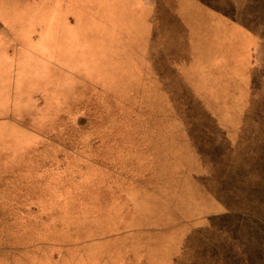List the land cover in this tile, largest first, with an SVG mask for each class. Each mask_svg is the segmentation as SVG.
I'll return each instance as SVG.
<instances>
[{"label": "crops", "instance_id": "crops-1", "mask_svg": "<svg viewBox=\"0 0 264 264\" xmlns=\"http://www.w3.org/2000/svg\"><path fill=\"white\" fill-rule=\"evenodd\" d=\"M171 1L174 17L170 15L172 21L162 23L158 0H37L40 9L31 19L15 23L16 30L13 26L1 28L2 119L16 108L24 121L39 116L62 118L73 111L79 114L82 107L77 97L63 101L46 85L35 89L41 95L38 107L46 102L41 113L26 106L28 102L17 106L13 81L19 75L14 71L19 61L14 41L36 46L34 52L25 49L32 53L30 63L61 88L75 82L67 85V89H75L76 81H84L88 74L91 80L85 79L86 83L102 93L115 112L112 126L100 131L110 138L107 149H95L88 158L72 152L75 158L65 157L54 173L44 181L30 182L25 191L17 181L0 184L12 187L11 195L4 189L5 197H20L23 212L32 203L28 212L38 211L39 206L44 216L77 219L79 233L99 237L83 249L77 264H176L191 231L228 212L206 188L211 174L198 149L191 147V135L185 132L180 144L179 133L162 126L182 118L174 92L165 82V66H153L154 61L159 62L158 50L152 55V45L159 41L165 24H170L172 32L173 26L182 25L188 39L186 23L197 25L204 34L201 48L190 52L184 64L178 62L175 75L205 107H215L221 121L234 122L235 116L241 120L238 107H246L252 100L251 41L259 37L201 0ZM165 2L160 0L163 6ZM218 35L222 37L218 39ZM25 57L21 55V64ZM53 104L57 111L49 109ZM70 104H77L78 109H69ZM102 116V111L96 115ZM50 125L44 126L45 134L53 129ZM11 126L17 129L1 135L5 134L6 144L23 142L29 154L35 152L36 138L43 136L26 131L21 122ZM5 157L8 161H0V170L28 164L26 156L9 153ZM31 192L36 198L25 199L24 194Z\"/></svg>", "mask_w": 264, "mask_h": 264}, {"label": "rangeland", "instance_id": "rangeland-1", "mask_svg": "<svg viewBox=\"0 0 264 264\" xmlns=\"http://www.w3.org/2000/svg\"><path fill=\"white\" fill-rule=\"evenodd\" d=\"M206 1L216 10L242 22L259 39L251 41L252 100L246 107H238L241 120L238 121V116H235L234 122L221 121L220 114L218 116L215 112L217 109L205 107L200 98L188 93L183 86V79L175 75L174 68L178 62L184 64L190 57V52L201 48L200 42L204 34L197 30V25H188L186 21L190 31L188 39L187 30L182 25L173 26L175 30L172 32L170 24H165L159 41L152 45V55L158 54L156 60L159 62L154 61L153 66L155 69L158 64L165 66V82L172 88L171 92H174L176 107L182 118L176 124L165 121L162 126L178 132L180 144L186 136L185 132L191 135V147L198 149L208 166V173L211 174V180L206 182L207 190L224 206H229L227 213L213 216L208 219L209 222L197 225L191 231L183 242L182 254L176 259V264H264V0ZM36 2L37 0H0V31L5 26H13L16 30L15 23L31 19L34 12L40 9ZM158 5L162 15L161 22L172 21V1L168 3L166 0L163 6L158 0ZM200 25L211 35V30L204 24ZM221 37L222 35H218V39ZM14 42L17 46L15 55L19 61V67L14 68L19 75L13 81L17 88L16 99L13 101L17 106L20 102H28L26 106L41 113L46 102L38 107L41 95L35 89L42 85L54 88L63 101L69 102L77 97L82 104L79 114L77 111H73L71 115L67 112L62 118V115H56L45 120L43 116H39L40 119L34 116L35 119L23 121L20 119L23 117L18 116L17 108L3 119L4 115L0 116L4 123L0 128V161H8L5 156L9 153L29 157L24 168L1 169L0 184L1 181H17L20 189L25 191L30 182L44 181L54 173L61 160L71 156L72 152H79L81 156L88 158L95 149H107L110 138L101 136L100 131L108 130L116 117L107 98L102 93L94 92L86 83V80H91L88 74L85 75L86 80L76 81L75 89H67L68 84L74 85L75 82L67 83L61 88L48 79L42 69L30 63L32 53L26 50L34 52L36 46ZM156 50L159 53L156 54ZM23 54L26 57L21 64ZM44 57L47 58L45 55ZM68 108L78 109V105L70 104ZM49 109L57 111L58 106L53 104ZM101 111L103 116L99 119L96 115ZM164 115L169 113L165 112ZM10 121L24 123L26 131L43 136H37L38 147H35V152L29 154L23 142L6 144L5 134L1 135L5 131L17 129L11 126L13 123L10 124ZM48 124L53 129L45 134L44 126L48 127ZM132 137L136 139V135ZM120 139L123 140L122 136ZM18 167H21L20 164ZM5 188L10 195L13 190L12 187L0 185V264H77L80 253L88 243L99 239L98 236L79 233L77 219L44 216V211H39V206L38 211L28 212L29 207H33L32 203L26 204L23 210L27 212H23L21 206L24 202H20V197H5ZM41 195L43 196L39 194ZM29 197L36 198L33 192L24 194L25 199ZM22 212L27 215L21 216Z\"/></svg>", "mask_w": 264, "mask_h": 264}, {"label": "trees", "instance_id": "trees-1", "mask_svg": "<svg viewBox=\"0 0 264 264\" xmlns=\"http://www.w3.org/2000/svg\"><path fill=\"white\" fill-rule=\"evenodd\" d=\"M201 1L208 4L206 0H201ZM227 206H228V204H227ZM227 208H229V206Z\"/></svg>", "mask_w": 264, "mask_h": 264}]
</instances>
